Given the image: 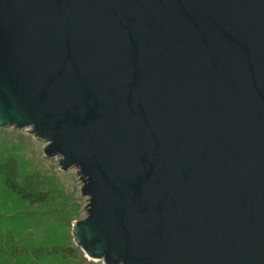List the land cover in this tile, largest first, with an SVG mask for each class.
<instances>
[{"label":"water","instance_id":"water-1","mask_svg":"<svg viewBox=\"0 0 264 264\" xmlns=\"http://www.w3.org/2000/svg\"><path fill=\"white\" fill-rule=\"evenodd\" d=\"M0 128L78 171L102 264H264V0H0Z\"/></svg>","mask_w":264,"mask_h":264},{"label":"trees","instance_id":"trees-1","mask_svg":"<svg viewBox=\"0 0 264 264\" xmlns=\"http://www.w3.org/2000/svg\"><path fill=\"white\" fill-rule=\"evenodd\" d=\"M31 134L0 128V264H102L73 242L83 204Z\"/></svg>","mask_w":264,"mask_h":264},{"label":"rangeland","instance_id":"rangeland-1","mask_svg":"<svg viewBox=\"0 0 264 264\" xmlns=\"http://www.w3.org/2000/svg\"><path fill=\"white\" fill-rule=\"evenodd\" d=\"M5 129H8V130H13V128H5ZM20 131H23V132H25L26 134H29V132L27 131V129H22V130H20ZM32 139H33V142H34V144H35V148H36V150H37V152L39 153V154H41V155H43L42 154V149H43V147L46 145V143L44 142V141H42V140H38V139H35V138H33V136H32ZM50 159H53L54 160V162H56L57 163V165H58V156H54V157H52V158H50ZM57 170H58V168H57ZM59 171V170H58ZM59 173H60V175H61V177H62V179L64 180V182L66 183V185L67 186H69V187H71V186H75L76 187V189L78 190L77 191V195H78V197L81 199V202H82V204H83V206L86 204V197H83V196H81L80 195V190H79V188H80V186H81V182H80V179H79V174H78V171L75 169V168H69L68 170H66L65 172H60L59 171ZM83 209V208H82ZM85 215V211H84V209L82 210V213H81V218L83 217ZM78 220V219H77ZM88 259V258H87ZM89 260V259H88ZM94 262H100L101 263V261H94Z\"/></svg>","mask_w":264,"mask_h":264}]
</instances>
